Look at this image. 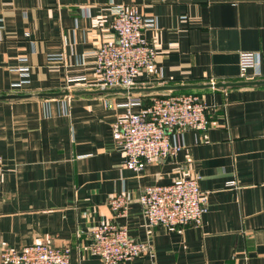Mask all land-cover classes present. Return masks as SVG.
<instances>
[{"label": "crops", "instance_id": "0c3cea01", "mask_svg": "<svg viewBox=\"0 0 264 264\" xmlns=\"http://www.w3.org/2000/svg\"><path fill=\"white\" fill-rule=\"evenodd\" d=\"M122 3L158 24L147 31L156 73H141L138 91L94 85L97 48ZM244 51L261 54L254 80H264V0H0V95H21L0 100V249L69 245L71 264H106L91 232L111 220L152 247L117 264H264V85L165 88L245 81ZM26 71L30 82L15 89ZM67 86L83 93L40 95ZM135 93L146 103L199 94L211 124L175 135L182 149L137 173L114 139L126 112L117 104ZM181 177H198L207 194L201 226L148 227L143 190ZM120 193L125 214L111 207Z\"/></svg>", "mask_w": 264, "mask_h": 264}, {"label": "built area", "instance_id": "2783aa9c", "mask_svg": "<svg viewBox=\"0 0 264 264\" xmlns=\"http://www.w3.org/2000/svg\"><path fill=\"white\" fill-rule=\"evenodd\" d=\"M111 27L114 36L102 40L96 51L95 84L99 89L140 88L141 73H156L158 47L147 31L157 29V19L144 15L134 4H118ZM60 59L61 56H50ZM240 78L254 80L261 74V54L244 51L239 57ZM253 70L252 74H249ZM29 73L23 72L21 81L13 83L15 89L29 83ZM84 76L76 80H84ZM69 78L68 82H72ZM67 86L66 90L74 91ZM126 108L116 124L114 139L125 156L124 166L141 173L149 164L177 153L182 146L175 135L188 129L205 131L211 124L208 106L196 93L154 95L148 103L143 95L131 94L117 104ZM5 170L0 154V179ZM235 181L229 182L234 186ZM147 225L167 227L171 232L188 226H201L208 211L207 194L197 177H181L167 184L146 186L141 194ZM129 204L124 193L111 199V207L125 214ZM92 252L106 264L128 262L149 253L150 244L133 238L126 226L105 220L92 229ZM1 264H71L69 245L53 246L47 242L24 245L20 248L0 249Z\"/></svg>", "mask_w": 264, "mask_h": 264}, {"label": "water", "instance_id": "95a60500", "mask_svg": "<svg viewBox=\"0 0 264 264\" xmlns=\"http://www.w3.org/2000/svg\"><path fill=\"white\" fill-rule=\"evenodd\" d=\"M243 85H264V80H245V81H238V82H218V83H211V84H201V85H178V86H165L167 89H186V88H204V87H228V86H243ZM144 88H132V89H123L125 92L128 91H138ZM106 90V89H103ZM108 90V89H107ZM109 91H114L109 89ZM83 93V91H69L64 90L58 93H42L40 95H51V96H60V95H78ZM21 97V95L10 94V95H0V100L10 99Z\"/></svg>", "mask_w": 264, "mask_h": 264}]
</instances>
